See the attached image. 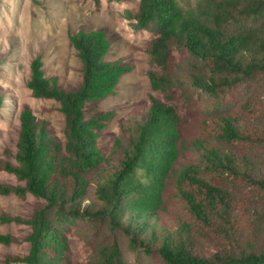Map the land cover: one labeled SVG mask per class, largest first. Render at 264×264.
<instances>
[{
    "label": "trees",
    "instance_id": "trees-1",
    "mask_svg": "<svg viewBox=\"0 0 264 264\" xmlns=\"http://www.w3.org/2000/svg\"><path fill=\"white\" fill-rule=\"evenodd\" d=\"M123 17L155 36L146 51L156 69L146 76L163 98L138 104L105 152L98 139L115 112L97 106L131 71L106 59V33L71 35L82 63L74 89L34 61L28 86L60 104L65 139L21 112L15 163L0 161L19 183L0 184V194L37 202L28 218H8L31 229L28 253L14 261L71 264L67 226L84 220L104 238L86 264H130L121 239L140 264V255L162 264H264V212L244 193L264 196V0H139Z\"/></svg>",
    "mask_w": 264,
    "mask_h": 264
},
{
    "label": "rangeland",
    "instance_id": "rangeland-1",
    "mask_svg": "<svg viewBox=\"0 0 264 264\" xmlns=\"http://www.w3.org/2000/svg\"><path fill=\"white\" fill-rule=\"evenodd\" d=\"M138 5L139 0H100L99 4L94 0H0V94L4 96L0 104V161L15 163L13 156L24 109L45 120L55 135L65 139V117L60 104L51 98L36 97L28 82L32 64L39 60L46 77L56 78L65 90L78 87L82 81V63L70 37L81 30L104 31L111 45L106 59L122 60L131 67L121 78L116 94L97 106L98 111L115 112L98 139L105 152L112 147L119 122L133 114L138 104L148 102L150 95L163 98L151 90L146 76L148 70L156 69L150 65L146 51L155 36L146 30L132 29L123 17L126 10H136ZM194 97L198 99L197 94ZM203 98L199 100L204 105ZM261 98L264 101V96ZM235 101L236 107L242 104V96ZM90 115L89 111L87 117ZM15 179L0 167V184L16 185L19 182ZM248 192L264 212V196L245 189L244 193ZM36 202L32 195L22 199L15 194H0V235L14 238L9 245L0 243V264H25L14 259L28 253L25 238L31 229L8 218H28ZM67 234L71 264H86L96 243L104 240L101 231H94L84 220L69 223ZM120 244L129 263L140 264L139 255L131 251L127 240L121 239ZM140 256L143 264H162L156 255Z\"/></svg>",
    "mask_w": 264,
    "mask_h": 264
}]
</instances>
